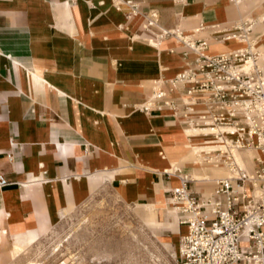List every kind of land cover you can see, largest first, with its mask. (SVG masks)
Masks as SVG:
<instances>
[{"label": "crops", "instance_id": "obj_1", "mask_svg": "<svg viewBox=\"0 0 264 264\" xmlns=\"http://www.w3.org/2000/svg\"><path fill=\"white\" fill-rule=\"evenodd\" d=\"M136 1L143 12H158L162 28L196 38L207 36L193 33L200 23L251 19L264 52V0ZM142 22L114 0H0V174L9 182L0 188V264L102 187L145 206L177 247L186 227L169 191L179 179L166 172L180 168L205 194L213 183L202 179L222 174L196 163L190 147L204 138L189 137L168 110L134 107L154 80L185 65L181 45ZM239 46L212 42L208 51ZM242 153L236 159L249 169Z\"/></svg>", "mask_w": 264, "mask_h": 264}, {"label": "built area", "instance_id": "obj_2", "mask_svg": "<svg viewBox=\"0 0 264 264\" xmlns=\"http://www.w3.org/2000/svg\"><path fill=\"white\" fill-rule=\"evenodd\" d=\"M114 7L128 18L141 16L144 29L159 30L157 38H174L185 60L172 78L154 80L149 96L134 107L146 114L168 110L183 128L198 130L188 136L215 146L202 151L204 161L229 172L212 179L208 194L191 189L196 180L180 168L166 172L179 179L169 191L170 204L186 227L177 242L176 264H264V68L255 21L200 23L193 33L207 36L196 38L179 28H162L158 12H143L136 0H114ZM226 41L240 46L209 53L212 42ZM242 150L252 152L249 169L235 158ZM7 185L0 174V188Z\"/></svg>", "mask_w": 264, "mask_h": 264}, {"label": "rangeland", "instance_id": "obj_3", "mask_svg": "<svg viewBox=\"0 0 264 264\" xmlns=\"http://www.w3.org/2000/svg\"><path fill=\"white\" fill-rule=\"evenodd\" d=\"M242 157L247 163V152ZM148 212L102 187L3 264H176L174 241L147 219Z\"/></svg>", "mask_w": 264, "mask_h": 264}, {"label": "bare ground", "instance_id": "obj_4", "mask_svg": "<svg viewBox=\"0 0 264 264\" xmlns=\"http://www.w3.org/2000/svg\"><path fill=\"white\" fill-rule=\"evenodd\" d=\"M259 59H260V61H261V59L262 58H264V52H260L259 51ZM264 68V67H263ZM186 130H188L189 132H190V135L192 134V135H195L196 133H197V131L198 130H193V129H187L186 128ZM195 139H197V138H195ZM197 140H199L200 141V143H198V144H193L190 148H191V150L193 151V154H194V156H195V160H196V163L197 164H202V163H207L208 165H210V167H212V168H214V169H216V170H219V171H221L222 172V174L221 175H219V176H217V177H215V178H219V177H224V176H228L229 175V172H228V170L226 169V168H224L223 166H215V165H212V164H210V163H208L207 161H204L205 159H204V155H203V153H202V151H207V150H214L215 149V146L214 145H212L211 143H209L207 140L206 141H204V140H200V139H197ZM195 145H197V146H195ZM247 152V154H248V157H249V161L251 162V157H252V152L250 151V150H242L241 152ZM237 152H240V151H236L235 153H234V155L237 153ZM235 158H236V155H235ZM237 160V159H236ZM239 163V162H238ZM240 164V163H239ZM241 165V164H240ZM242 166V165H241ZM244 167V166H243ZM250 168V167H249ZM190 177V176H189ZM201 177V176H200ZM191 178V177H190ZM201 178H204V176L203 177H201ZM215 178H210V179H208V178H205V179H207V181H212V179H215ZM193 179V178H192ZM173 211L176 213V211H175V209H173ZM177 214V213H176ZM175 255H176V252H175ZM33 264V263H32ZM61 264H67V259L66 260H64L63 261V263H61Z\"/></svg>", "mask_w": 264, "mask_h": 264}]
</instances>
